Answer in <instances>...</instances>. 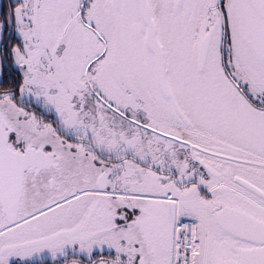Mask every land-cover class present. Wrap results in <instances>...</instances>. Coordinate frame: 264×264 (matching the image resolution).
Returning <instances> with one entry per match:
<instances>
[{
	"label": "snow or ice",
	"instance_id": "snow-or-ice-1",
	"mask_svg": "<svg viewBox=\"0 0 264 264\" xmlns=\"http://www.w3.org/2000/svg\"><path fill=\"white\" fill-rule=\"evenodd\" d=\"M0 264H264V0H0Z\"/></svg>",
	"mask_w": 264,
	"mask_h": 264
}]
</instances>
